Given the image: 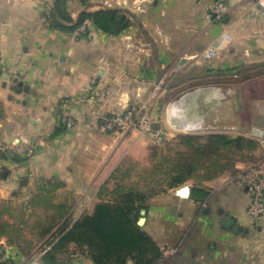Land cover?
<instances>
[{
    "label": "crops",
    "instance_id": "obj_1",
    "mask_svg": "<svg viewBox=\"0 0 264 264\" xmlns=\"http://www.w3.org/2000/svg\"><path fill=\"white\" fill-rule=\"evenodd\" d=\"M55 2L0 0V207L40 193L75 200L76 212L81 202L95 205L103 186H115L112 175L125 158L146 161L155 144L136 130L104 129L105 117L127 108H145L167 138L201 123L263 136L258 0H228L222 22L207 17L214 0L67 1L71 25L84 13L119 10L129 26L117 35L89 19V32L80 35L78 27H52ZM209 48L217 56L206 60ZM67 116L76 119L71 131ZM230 178L217 187L207 182L211 195L204 204L181 187L185 214L176 205L160 209L161 223L155 218L150 225L163 250L157 264H264V216L247 217L253 194ZM222 208L236 219L234 228L222 226ZM186 219L190 224H182Z\"/></svg>",
    "mask_w": 264,
    "mask_h": 264
},
{
    "label": "trees",
    "instance_id": "obj_2",
    "mask_svg": "<svg viewBox=\"0 0 264 264\" xmlns=\"http://www.w3.org/2000/svg\"><path fill=\"white\" fill-rule=\"evenodd\" d=\"M67 1L56 0L51 13L52 27L74 31L85 19H89L93 26L106 33L117 35L129 26L128 19L119 10L84 13L76 24L71 25L72 19L67 9ZM1 117H3V109L0 106ZM259 146L256 139L241 135L226 133L178 135L176 143L168 145L169 153H164L163 149L155 150L153 158H159L154 165L156 177L145 181L147 188L158 184L169 191L192 182L189 199L197 204H204L211 195L206 183L233 167V164L228 166L221 162V158L225 157L224 153L255 150ZM120 171L121 168L114 174ZM159 173L161 177L157 178ZM115 175L113 176L116 181L115 188L109 190L103 186L100 193L103 195L104 191H108L113 198L112 201L98 203L93 214L75 221L69 229L65 228L68 211L65 210L64 204L57 206L58 214L61 215L64 224L56 231L59 236L52 242L51 248L76 243L95 264H129L130 262L157 264L163 256L161 245L138 225L141 211L149 210V206L145 203L150 194L139 189L141 182L126 186ZM124 176H128V173ZM2 207L11 208V205L3 203ZM1 212L0 210V216ZM55 224L58 227L61 222ZM9 226L0 220V236L7 235L6 228ZM45 255L51 257V252L48 251ZM13 261L14 257L11 254L1 264L13 263Z\"/></svg>",
    "mask_w": 264,
    "mask_h": 264
},
{
    "label": "rangeland",
    "instance_id": "obj_3",
    "mask_svg": "<svg viewBox=\"0 0 264 264\" xmlns=\"http://www.w3.org/2000/svg\"><path fill=\"white\" fill-rule=\"evenodd\" d=\"M52 12L53 11L50 12L48 18L50 23L53 22L51 18ZM213 126L215 127L216 125L213 123ZM191 132L192 131L186 133L185 131H180L178 135L193 134ZM209 133H226L230 135L245 136L239 130L229 131L212 129L195 132V134ZM178 135L167 138L166 133L162 141L154 140L150 137L155 144L153 147H151L147 160L137 161L132 157H127L125 158L124 162L117 167V169L121 168L120 173H117L116 175L114 174L115 176L119 177V180L122 182V184H125L126 186H131L134 183L141 182L139 189L142 191H147V194H150V197L145 203L147 206H149V210L146 211L143 209L140 214V218L143 216L147 218V221L142 228L150 235V225L154 223L155 218L159 219V222L156 220L158 224L161 223V218H163L164 214L162 211H160L161 208L172 210L176 205L182 209L184 214L187 213V209L185 208L186 205L182 199L183 197L178 193L181 187L166 191L163 185L158 184L155 186L151 185L152 187L147 188V184L145 182L146 180H153L156 177L154 165L158 162L159 158H153L155 150L157 148L158 150L163 149L165 150L164 153H169L170 151L167 149L168 145L176 143ZM247 138L252 137L248 136ZM263 149V147L259 146L255 150L247 149L239 153H235L234 151L225 152V157L221 158V162L223 164H227L228 166L233 164V167L209 182H213V186L217 187L220 179L233 177L239 172L235 171L237 170L236 166L238 164H246V167L244 168H247L251 164L260 160L264 155ZM127 173L128 176L125 177L124 175ZM114 175H112V177ZM159 177H161L160 173L157 178ZM191 184L192 182H188L184 186H189L191 188ZM105 186L109 190H113L116 184L112 187L109 185ZM103 193L104 194L101 195V200L95 205L93 203L89 207V202H81V210L77 212L76 206L78 204L76 205L75 200H71L69 198H66V200L59 199L56 196L54 197L51 195L41 197L40 194L42 193H40L39 196H31V198L28 200L20 201L19 203L12 205L11 208L2 207L1 205L0 210L2 212L0 220L3 222V224H8L10 226L6 228L7 235L0 236V248L5 250L6 253L7 251H12L11 254L14 257L13 263L8 264H95L91 258L88 257L86 253H84V251L78 248L76 243H69L67 246L57 245L53 248H51V245L52 242L59 236V233L56 231L64 224L63 219L60 218L61 215L58 214L59 211L57 210V206L64 204L65 210L68 211V222L65 228L69 229L75 221L87 215L93 214L98 203L102 201H112L113 198L110 197V193L108 191H104ZM38 197L41 199H38ZM79 212L81 214H79ZM143 212H145V214ZM58 222H61V224H59L57 227L55 223ZM171 224L172 222L169 221L168 225L170 226ZM182 224H190L189 219L184 220ZM48 251L51 252V257H47L45 255ZM129 264H133V262H130Z\"/></svg>",
    "mask_w": 264,
    "mask_h": 264
},
{
    "label": "built area",
    "instance_id": "obj_4",
    "mask_svg": "<svg viewBox=\"0 0 264 264\" xmlns=\"http://www.w3.org/2000/svg\"><path fill=\"white\" fill-rule=\"evenodd\" d=\"M228 0H214L209 6L207 17L211 22H222L226 14V3ZM258 5L264 10V0H258ZM90 22L84 21L78 26L75 33L80 35L89 30ZM217 56L214 48H209L204 58L206 60L213 59ZM4 61L0 54V76L3 74ZM76 124V119L73 116H67L65 119V129L71 131ZM103 127L107 132H130L139 131L141 134L149 136L154 140L162 141L166 132L162 128H157L156 121L153 116L145 108H127L124 112L114 113L104 118ZM178 127V126H176ZM212 129L219 130H237V126L224 128H211L203 123L197 126H187L182 131L191 133L206 131ZM260 146L264 148V133L263 136L255 138ZM233 182L243 188H248V191L253 194V201L247 209V217L252 221H258L264 216V155L260 160L251 164L245 170L239 171L235 176L229 179V183ZM8 258L5 250L0 248V262H4Z\"/></svg>",
    "mask_w": 264,
    "mask_h": 264
},
{
    "label": "water",
    "instance_id": "obj_5",
    "mask_svg": "<svg viewBox=\"0 0 264 264\" xmlns=\"http://www.w3.org/2000/svg\"><path fill=\"white\" fill-rule=\"evenodd\" d=\"M248 190V188H246ZM145 214V212H143ZM219 213L223 216L222 219V226L227 229H232L236 226V219L234 217H231L230 212L227 210H224L223 208L220 209ZM147 221V218L145 216L141 217L138 225L143 227Z\"/></svg>",
    "mask_w": 264,
    "mask_h": 264
},
{
    "label": "bare ground",
    "instance_id": "obj_6",
    "mask_svg": "<svg viewBox=\"0 0 264 264\" xmlns=\"http://www.w3.org/2000/svg\"><path fill=\"white\" fill-rule=\"evenodd\" d=\"M230 92H231V91H230ZM222 98H223V97H222ZM220 99H221V98H220ZM209 114H210V113H209ZM171 120H172V119H171ZM177 120H178V118H177ZM203 120H204V119H203ZM177 122H178V121H177ZM183 122H184V121H183ZM178 123H179V122H178ZM184 123H185V122H184ZM176 125H177V124H176ZM223 125H224V123H221V122H220L219 126H220V127H223ZM232 126H233V125H232ZM188 127H189V126H188Z\"/></svg>",
    "mask_w": 264,
    "mask_h": 264
}]
</instances>
